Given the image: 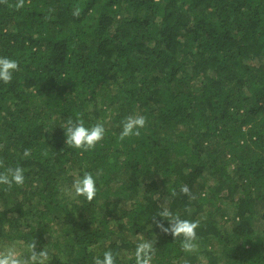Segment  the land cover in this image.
<instances>
[{"label": "trees", "instance_id": "1", "mask_svg": "<svg viewBox=\"0 0 264 264\" xmlns=\"http://www.w3.org/2000/svg\"><path fill=\"white\" fill-rule=\"evenodd\" d=\"M15 3L0 4V57L20 68L0 82V159L26 179L0 186V243L34 240L49 264L108 250L135 264L143 234L153 264H264V0ZM133 114L146 127L121 141ZM78 117L106 128L92 151L66 144ZM86 171L90 202L66 194ZM164 200L200 222L197 253L156 227Z\"/></svg>", "mask_w": 264, "mask_h": 264}, {"label": "clouds", "instance_id": "2", "mask_svg": "<svg viewBox=\"0 0 264 264\" xmlns=\"http://www.w3.org/2000/svg\"><path fill=\"white\" fill-rule=\"evenodd\" d=\"M26 2L31 0H16L12 5L15 9L23 8ZM8 0H0V4H7ZM73 15H79L77 8ZM19 62L7 57H0V82L8 84L13 79V74L19 71ZM147 118L144 115L133 114L127 116L122 122V130L119 135L121 141L130 137H139L141 130L146 127ZM65 132L66 144L68 147L79 150L81 153L89 152L104 139L106 128L103 123L97 122L91 127H86L82 118L75 120L69 118L62 127ZM3 145H0V150ZM31 149L25 148L23 158H29ZM44 155H47L45 152ZM25 169L16 165L15 167L6 166L5 161L0 159V186L5 192H9L13 187H22L25 184ZM97 179L91 172H84L82 176H77L70 188L66 190V194L73 199L83 197L87 201H92L97 194ZM179 192L195 199L190 188L187 185H181ZM175 196L177 193L172 192ZM160 217V221H156V227L160 232L173 236L180 241V248L183 252L194 254L199 251V242L197 230L200 227L199 221L184 219L179 213H174L168 206V201L164 200L160 204V211L156 216ZM162 221H167L168 226L165 227ZM139 242L134 251L135 264H153L156 254V240L146 239L143 234L138 235ZM36 242L30 241H6L0 243V264H49L50 255L48 248H44L39 252L36 251ZM93 264H116V255L113 251L108 250L103 253V257H95Z\"/></svg>", "mask_w": 264, "mask_h": 264}, {"label": "rangeland", "instance_id": "3", "mask_svg": "<svg viewBox=\"0 0 264 264\" xmlns=\"http://www.w3.org/2000/svg\"><path fill=\"white\" fill-rule=\"evenodd\" d=\"M11 200H13V197L11 196V195H9L8 196V198H7V201L10 203L11 202ZM50 249V248H49ZM55 252V251H54ZM52 250H50V253H49V255H52V253H54Z\"/></svg>", "mask_w": 264, "mask_h": 264}]
</instances>
